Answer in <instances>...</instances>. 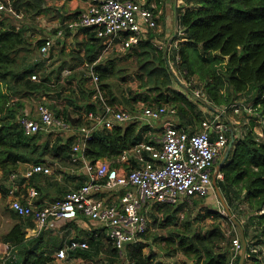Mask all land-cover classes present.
Returning <instances> with one entry per match:
<instances>
[{
    "label": "trees",
    "instance_id": "obj_1",
    "mask_svg": "<svg viewBox=\"0 0 264 264\" xmlns=\"http://www.w3.org/2000/svg\"><path fill=\"white\" fill-rule=\"evenodd\" d=\"M152 1L160 5L166 0H147L146 6ZM15 5L19 11L37 16L44 11L45 0H17ZM176 11L179 18L177 34L168 45L165 39L159 41L164 34H158V28L151 29L145 39L129 48V55L120 58L107 57L96 64L95 71L100 76L110 104H120L132 112H135L139 102L168 106L184 122L178 128L193 133L203 130H196V124L205 119L203 108L206 105L218 109L230 108L244 94L252 93L251 106L256 113L254 117L264 121V0H176ZM24 31L20 20L9 14L1 16L0 170L3 182L17 172L21 163L44 164V156L62 162L66 152H69L70 157L72 146L78 139V135L64 139L55 133H48L47 138H44V132L25 135L20 116L30 98L44 95L51 99L57 109V112L52 111L54 115L67 122L75 111L100 110L98 104L92 100L91 88L82 82L77 84L78 91L72 87L75 75L57 88H51L45 83L51 77L43 70V64H39L40 53L36 55L30 51ZM157 41L166 43L167 47L161 49ZM44 42H37L39 52ZM82 46L86 49L88 63L95 62L101 53L100 39L92 37L90 42ZM172 48H175L180 58L177 65L181 71L180 76L171 63L169 54ZM192 49L197 53L195 59L190 55ZM23 51L27 55L21 62L20 54ZM166 52L168 57L165 56ZM130 57H134L130 66L118 67V61L129 60ZM224 61L225 64H219ZM65 65L64 63L59 70ZM35 73H44L41 82L32 80ZM129 73H133V79L138 83L136 89L131 86L123 87L115 81L117 78L118 81L126 83ZM195 76H199L200 83H194ZM180 77L190 85L181 83ZM81 80L84 82L87 79ZM195 89L202 91L204 101L198 98L194 101ZM57 93H61V97ZM240 107L243 109L246 105L241 103ZM227 113L223 119L227 118ZM242 113L245 115L247 112ZM86 124L90 125V122ZM253 126L244 125L238 133L234 130V145L220 169L223 177L217 179L231 211L236 210L234 213L236 212V217L242 223L246 240L250 243L246 262L250 259L256 260V246L264 245V124L262 135ZM147 129L140 121L118 124L113 129L99 128L87 141L86 156L93 164L101 159L116 162L124 150L147 141ZM228 137L229 144L232 138L230 132ZM38 175L46 176L43 173ZM33 178L30 179L31 184ZM123 191L117 190V195L122 196L125 192ZM187 202H150L153 204L150 214L154 221H160L162 227H170L167 236L155 238L163 241L164 246H152V241L146 240L148 229L141 241L128 245L121 255L117 248L103 240L106 239L104 230L98 228L88 238L91 246L89 250L71 254L77 259L81 256L91 258V264L97 261H101L99 264H166L159 254L162 250L168 256L182 254L195 264H231L234 256L232 235H227L221 225L223 220L227 221L231 229H235L234 234L236 232L240 237L236 227L228 217L214 208L206 209L205 213L204 209L198 208L195 213H191L195 201L191 200L186 206ZM182 213L185 216L181 217ZM158 214H161V218ZM15 215L22 220L26 219L31 225L35 223L30 217L17 213ZM80 218L85 217L80 216L71 223H76ZM208 218L211 219L210 224L204 227L197 225ZM2 241L17 249L22 256L21 264H50L55 259L54 254L68 240L53 236L45 238V230L37 238L27 239L19 224L4 235ZM147 248L149 252H146ZM240 256L241 253L235 258L234 264L239 263ZM122 258L125 259L123 263ZM3 264L6 262L3 261Z\"/></svg>",
    "mask_w": 264,
    "mask_h": 264
},
{
    "label": "built area",
    "instance_id": "obj_2",
    "mask_svg": "<svg viewBox=\"0 0 264 264\" xmlns=\"http://www.w3.org/2000/svg\"><path fill=\"white\" fill-rule=\"evenodd\" d=\"M17 0H0V18L9 14L18 20L25 17L15 5ZM88 7L82 11L78 19L70 23V28L94 29L104 48L99 60L111 50L124 51L138 45L147 37L151 29L158 28V18L153 10L134 0H87ZM65 34L64 30L57 31V36L45 40L40 47L42 59L49 57L56 39ZM128 35V37H126ZM161 49L166 43L159 45ZM178 62L180 58L178 57ZM71 71H66V75ZM90 88L93 92L92 100L98 104V112H85L84 117L90 125L84 124L77 129L70 122L58 119L48 103L38 105V118L29 114H21L20 124L27 136L39 132L58 133L77 130L78 139L72 146L71 162L80 165L87 173V181L76 190H70L63 198L55 199L43 207L32 202L24 203L14 199L11 203L13 211L20 216L30 217L35 221L38 232L43 230L51 220H77L83 216L98 222L104 230L107 243L112 244L123 255L128 245L141 241L149 229L148 215L143 212L147 202L177 204L192 197H205L214 189L213 174L220 156L228 146L229 123L223 116L227 108H215L211 117H205L201 123L202 131L189 132L178 126L167 123L164 127L160 147L154 141H149L135 149L139 164L129 171L122 170L110 162L91 163L87 156V141L99 128L113 129L118 124L133 121L152 123L160 120L168 112L166 106H149L143 104L137 111L118 108L110 104L102 87L99 74L94 65L89 69ZM32 80L41 82L42 77L35 73ZM51 88H56V82H50ZM190 85V84H188ZM193 96L202 99V91L195 89ZM236 114L246 111L253 113V107L241 108L233 105ZM264 124V121H262ZM216 136L212 140V134ZM149 153V159L140 155L142 151ZM130 152L124 151L120 162L129 163ZM46 176L53 174L51 165H33L23 177L31 179L35 174ZM11 179L17 178L16 172ZM222 179L223 175L217 176ZM15 188L12 186L11 195ZM125 190L118 202H109L101 194L105 191ZM34 189L30 197L38 196ZM227 217V215H225ZM89 239H72L56 253L57 259L65 260L70 252L86 251L90 249ZM232 251L235 258L242 251V240L238 233L232 238ZM186 264H195L186 263Z\"/></svg>",
    "mask_w": 264,
    "mask_h": 264
},
{
    "label": "crops",
    "instance_id": "obj_3",
    "mask_svg": "<svg viewBox=\"0 0 264 264\" xmlns=\"http://www.w3.org/2000/svg\"><path fill=\"white\" fill-rule=\"evenodd\" d=\"M134 1L144 6H146L147 3V0H134ZM170 5H174V14H173L172 23L169 22V16L165 12L166 8L169 9ZM87 7H88L87 0H45L44 11L41 14L34 16V19L30 21L29 25L32 26L31 29L37 28L39 30L33 32V35H31V38L33 39L31 40L36 39L37 41H41V40L45 41L52 37L56 38L57 31L58 33L60 30H64L65 32L63 36L58 35V39L55 40L52 49L50 51L49 57H47L46 60L40 58L39 64L41 65L43 64L42 65V67H44L43 70L47 73L48 76L51 77L45 83L48 84L50 82L55 81L56 84L59 86L60 84L66 83L67 80L71 79L75 75L76 78L75 80H73L72 87L76 91H78V88H76L77 84H79L80 82L84 83L86 87L90 88L89 69L92 65H94L95 68L97 63H99L100 61H102L107 57L117 58L126 54L129 55L130 53L129 49L122 51L119 49L118 46L116 47V49L111 50L108 54H106L102 59L99 60V56L101 55L100 53V55L95 60V62L88 63L85 57L86 49L82 45L84 43L90 42L92 37L95 38L98 37L96 36V31L69 27L70 23L76 21L80 13L84 11ZM147 8L151 10L155 9L154 13L157 15L158 20L161 18L162 15L165 16L166 22L163 30L166 33L165 34L166 38L164 39L167 40L166 43L168 45L169 43H171V41L173 40V38H175L177 34L176 0H166L160 5L156 1H152ZM24 19L25 17L20 21ZM158 31L160 30L158 29ZM171 33L172 36L170 37ZM126 37H128V35H126ZM157 42L161 44L159 41ZM100 45L102 46V48L100 49L102 51L104 48L102 39H100ZM176 45L177 43L175 42L174 46ZM169 56L171 59V63L174 65V71H176L178 74L179 73L181 74L179 67H177V65L179 64L177 60L179 55L175 50V48H172V50H170ZM125 61H129L132 63L134 61V57H130L129 60H125ZM64 63L66 65L60 71L59 69ZM69 70L71 71V73L66 75V71ZM83 78L84 79L86 78L87 80L83 82L81 80ZM128 83L133 84L135 87L138 86V83L135 80L132 82L128 81ZM248 99L250 102L252 101L253 99L252 93H250L249 95L244 94L235 104L240 106L241 103L243 104V102H245ZM43 102L48 103L49 105L55 103L44 95H43ZM143 104L148 105L145 102H139L135 107V111L141 108ZM115 106L118 108H125L120 104H115ZM149 106H156V105H149ZM206 106L205 108H203L204 109L203 114L205 117L206 116L211 117L212 116L211 111L213 110L209 106L207 107ZM167 108H168V112L165 115H163V117L160 120L153 121L152 123L140 121V123L143 126L148 127L147 131H145V137L147 141L140 143L130 149L124 150V151H129L131 154L129 163L119 161V158L120 156L123 155L124 151L119 156L116 162L110 161L108 159H101L97 162H110L114 166L120 167L122 170L126 169L127 171L137 167L139 164V159L138 156H136V152H135L136 148L149 141H154L155 145L157 147H160V139L162 138L165 125L167 123H171L180 127L184 123L183 120H181L179 116L173 113V111L168 106ZM28 112L29 111H27V107H26L22 114H28ZM227 112H228L227 118H225L224 121L229 123L231 126V130L229 131L230 136L235 131H237L238 133L241 130L242 126L248 125V127H252L253 124L255 125L253 126L255 127L254 130L260 133V135L263 134L262 132L257 131L258 128L256 126L262 124L261 127L263 128V122L261 120L255 119L254 117V115L256 114L255 112L246 113L245 115L241 113L236 114L232 107L227 108ZM84 113H85L84 110H78L75 111L73 115H71L69 122L74 127V129H77L79 126L87 123V120H85L84 117ZM30 114L32 113L30 112ZM31 117L38 118V114L37 117L34 116ZM74 129L69 133L60 131L58 132L57 135L62 136L64 139H67L68 137H71L73 135L77 136L76 135L77 130ZM200 129L202 130L201 121L200 122L198 121V123L196 124V130H200ZM213 135L214 133L212 134V136ZM214 138H216L215 135ZM68 154L69 152H66V154L63 157L64 159H62V162L58 159H53L50 158L49 156H44L43 157V160L45 161L44 164L52 166L53 174L51 176H43V175L41 176L35 174L33 176L34 185L31 184L30 179H26L23 177L24 173L34 165L32 163H21L16 172L17 178L11 179L10 177L7 181L4 182L1 181L2 171L0 170V187L4 189L1 190L0 188V219H1L0 231L5 230L4 235L9 233L15 226L20 224L26 233L27 239L37 238L41 234V232L45 230V238H49L51 236L55 238L59 236L62 239L64 238V241L67 239L68 240L67 242H69L72 239H88L95 232L94 230L98 228L103 230V228L100 226L98 222L90 221L89 219H85V218H80L78 221H76V223H71L72 221L64 220V219L51 220L43 230L38 232L35 223L31 225L26 219L22 220L20 217H17L15 215V212L11 208V203L14 199L22 200L24 203L32 202L37 206L43 207L44 205L48 204L49 202L55 199H61V197L65 196V194L68 191L76 189L82 184L84 185L88 178L86 171L80 165H74L71 162V154L70 157H68L69 156ZM140 155H143L147 159L150 158L149 153H147L144 150L140 153ZM12 186L15 188V190H14V194L11 195L10 191L12 189ZM34 189L39 191L38 192L39 194L37 197L31 198L30 193ZM101 195L104 198H106L107 201L110 202H118L119 198L121 197L117 195V191H105ZM198 198L199 197H196L195 199ZM145 205L147 206L145 207ZM145 205L143 212L147 214L149 218V214L151 213V205L153 204L147 202ZM234 211L236 210L233 209L232 212L234 213ZM234 214H236V212ZM183 215L184 213H182L181 216L183 217ZM158 216H160L159 218H161V214H158ZM224 222L229 225L227 221L223 220V223ZM207 223L210 224L211 220H208V222L206 221L205 223H203V225L205 226ZM233 230L235 229L233 228ZM228 234H230V232H228L227 235ZM235 235H237L236 232L234 236ZM234 236H232V238ZM103 240L106 241V239ZM1 243H0V260H1L0 264H3V261H5L6 264H21L20 261L22 260V256L18 253L17 249L11 248L8 244L4 243L3 241ZM247 243L248 245L250 244L248 240ZM162 245L164 246V243H162ZM256 249L258 251L256 260L250 259L246 262V264H264V245L259 244L256 246ZM161 252L159 253L160 257L163 260H165L166 264L192 263V260L187 259L182 254H176L175 256L174 255L168 256L166 252L164 251ZM56 253L54 254L55 255L54 261L51 262L50 264H86L85 261L82 262L73 261L75 259V256L72 255L71 252L68 254L65 260L57 259Z\"/></svg>",
    "mask_w": 264,
    "mask_h": 264
},
{
    "label": "rangeland",
    "instance_id": "obj_4",
    "mask_svg": "<svg viewBox=\"0 0 264 264\" xmlns=\"http://www.w3.org/2000/svg\"><path fill=\"white\" fill-rule=\"evenodd\" d=\"M165 12H166V14L169 16V22L170 23H172L173 22V14H174V5H170L169 6V9H167L166 8V10H165ZM168 12H169V14H168ZM32 19H34V16H33V14H31V13H26L25 14V19L24 20H22L21 22L23 23V25H24V28H25V31H24V35H25V37H27L26 38V43H27V45H28V47H30V51H32V54H36V55H38L39 54V48H38V46L36 45L37 44V40L36 39H34V40H31V39H33V38H31V35H33V32H35V31H39L37 28H34V29H31L32 28V26H30L29 24H30V21L32 20ZM162 19H164L163 21H162ZM166 20V18H165V16H161V18H160V21L158 20V22H159V27H158V29L160 30V31H158V34H161V32L164 34L163 35V37H162V39H159V41H162L163 39H164V37H165V32H164V27H165V21ZM34 26V25H33ZM171 26H173V25H171ZM172 29H173V27H172ZM173 33V32H172ZM172 33L170 34V37L172 36ZM165 42V41H164ZM197 53H196V50L195 49H192L191 50V53H190V55H191V57L193 58V59H195V55H196ZM27 55V52H21V54H20V56H21V58H20V61L22 62V61H24L25 60V56ZM40 58H41V56H40ZM118 58H120V57H118ZM220 65H222V64H225V61L223 62V63H219ZM117 65H118V67H125V66H130L131 65V62H129V61H119V62H117ZM219 65V66H220ZM37 74H39L41 77H43V74L42 73H37ZM178 74V73H177ZM179 75V74H178ZM180 76V75H179ZM43 79V78H42ZM180 81H181V83H183L185 86H188V83H186V82H184L183 81V77H180ZM115 81L116 82H118L119 84H121V85H123V87H126V86H131V87H133L134 89H136L137 87H135L133 84H130V83H128V81H134V79H133V73H129V76H128V81L126 82V83H123V82H120V81H118V79L116 78L115 79ZM193 81H194V83H200L199 82V76H195V77H193ZM179 88V87H178ZM195 100H197V98H194V101ZM199 100H203V99H199ZM204 101V100H203ZM41 102H43V96L42 97H36V98H30L29 99V104L27 105V111H29L28 112V114L29 115H31V116H34V117H37V114H38V112H37V108H38V105L41 103ZM203 104H205V102L203 103ZM243 104H245L247 107H251V106H249V105H251L252 104V102H250L249 101V99L248 100H246L245 102H243ZM30 112L32 113V114H30ZM241 114H243V113H241ZM258 125V124H257ZM82 126V125H81ZM258 129H257V131H259V132H262V127H261V125H258V126H256ZM253 128H255V127H253ZM67 133H69V132H67ZM48 133L47 132H44V138H47V135ZM58 133H55V135H57ZM77 135V134H76ZM67 136H68V134H67ZM225 152V151H224ZM223 156H224V153L220 156V158L218 159V162H217V164H216V167L219 165V163L222 161V159H223ZM191 200H194L195 201V204L192 206V208H191V213H195L196 212V210H198V208H202V209H204L203 211H204V213L206 212V209H209V208H214V209H216V210H219L220 212H221V214L222 215H227V213H226V211H225V209H224V207H223V205H222V202L220 201V199H219V197H218V195H217V192H216V189H215V187H214V189L209 193V195H207V196H205V197H203V198H201V197H199L198 199H195V197H192L191 198ZM187 205H189V203L187 202L186 203V206ZM207 205V206H206ZM187 213V212H186ZM200 213H203V212H200ZM184 216H185V213H184ZM182 217V216H181ZM149 219H150V226H149V232H148V234H147V237L146 238H148V239H146L147 241H152V246H163L162 245V242L163 241H160V240H155V238L156 237H160V236H167L168 235V233H167V231H168V229L170 228V227H162L161 225H160V221H158V222H156V221H154V219H153V217L151 216V214H149ZM208 220H211L210 218H208L206 221L208 222ZM0 221H1V219H0ZM205 221V222H206ZM205 222H201V223H199V224H197V225H199L200 227H203L204 225H203V223H205ZM208 224V223H207ZM222 228H223V230L225 231V233L227 234L228 232H230V234L233 236V234H234V230L233 229H231L230 228V224L228 225L227 223H222ZM5 230H3V231H0V243L2 242V236L4 235V232ZM229 235V234H228ZM59 237V236H58ZM58 237H55V238H58ZM159 239V238H158ZM156 241V242H155ZM2 244V243H1ZM160 244V245H159ZM4 248V247H3ZM93 251H94V249H92ZM160 251H162V250H160ZM146 252H149V248H147L146 249ZM83 256H81V258H76V256H75V259L73 260V261H85L86 260V264H91V262H93L92 261V259L91 258H88V257H84V258H82ZM123 261H125V259L124 258H122V260H121V263H123ZM0 262H1V260H0ZM101 261H97V262H94V264H99Z\"/></svg>",
    "mask_w": 264,
    "mask_h": 264
},
{
    "label": "water",
    "instance_id": "obj_5",
    "mask_svg": "<svg viewBox=\"0 0 264 264\" xmlns=\"http://www.w3.org/2000/svg\"><path fill=\"white\" fill-rule=\"evenodd\" d=\"M178 22H179V18H178V13L176 11V27L178 28ZM172 42V41H171ZM165 56L168 57V53H165ZM169 67L171 69V65L169 63ZM59 95V97H61V93H57ZM208 104V103H207ZM50 109L54 112H57V109L55 108V104H50L49 105ZM213 111L215 110V107H213L212 105L209 106ZM73 121V120H72ZM235 142V138L234 135L232 134V138L230 140V143L228 144L227 148L225 149L224 152V156L222 161L219 163V165L216 167L215 172L213 174V184L214 187L216 189L217 195L220 199V201L222 202V205L227 213V217L229 219V221H231V223L234 225V227H236V229L238 230L241 240H242V251H241V256H240V260L238 264H245L246 262V258H247V251H248V243L245 237V232H244V227L242 225V223L238 220V218L236 217V215L231 211L226 199L224 198L218 183H217V179H218V173L221 169V166L225 163V161L227 160L230 151L232 150V147L234 145Z\"/></svg>",
    "mask_w": 264,
    "mask_h": 264
}]
</instances>
